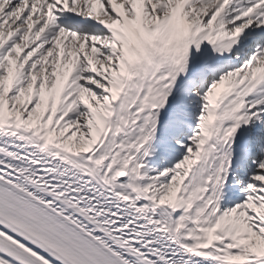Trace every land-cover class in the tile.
Returning <instances> with one entry per match:
<instances>
[{"label": "snow or ice", "instance_id": "6c2138e0", "mask_svg": "<svg viewBox=\"0 0 264 264\" xmlns=\"http://www.w3.org/2000/svg\"><path fill=\"white\" fill-rule=\"evenodd\" d=\"M0 264H264V0H0Z\"/></svg>", "mask_w": 264, "mask_h": 264}]
</instances>
